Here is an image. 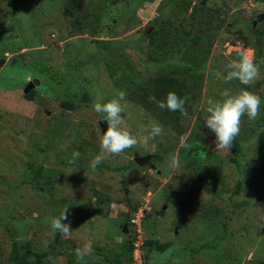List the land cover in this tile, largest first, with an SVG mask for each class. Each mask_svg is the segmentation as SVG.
<instances>
[{
	"label": "rangeland",
	"instance_id": "rangeland-1",
	"mask_svg": "<svg viewBox=\"0 0 264 264\" xmlns=\"http://www.w3.org/2000/svg\"><path fill=\"white\" fill-rule=\"evenodd\" d=\"M27 12L34 20L25 34ZM261 13L264 0H0V264H141L134 258L139 237L150 264H264V37L258 49L241 39L264 32ZM154 31L155 41L147 36ZM240 51L260 66L253 85L222 79ZM195 56L200 78L187 116L149 98L144 105L140 85L155 96L163 76L177 78L182 95L179 65ZM30 82L32 100L24 96ZM225 88L261 98L258 118H242L236 163L231 150L215 149L204 122L207 99H221ZM118 91L126 93L122 116L132 135L147 136L152 123L164 133L93 171L104 134L93 105ZM136 154L157 160L141 166ZM172 155L180 163L174 171ZM66 207L70 238L50 226ZM140 209L138 227L131 218ZM154 238L171 247L151 248ZM85 243L93 251L78 261L75 249Z\"/></svg>",
	"mask_w": 264,
	"mask_h": 264
},
{
	"label": "clouds",
	"instance_id": "clouds-1",
	"mask_svg": "<svg viewBox=\"0 0 264 264\" xmlns=\"http://www.w3.org/2000/svg\"><path fill=\"white\" fill-rule=\"evenodd\" d=\"M238 57V59H232L225 65L226 75L222 77L224 82L229 83L238 80L243 85H253L260 80V66L255 62L254 57L249 55L247 51H240ZM260 63L264 64V61ZM220 96L221 99H207L206 112L208 115L204 122L207 128L215 134V149L230 151L233 142L240 133L242 118L246 115L249 120H255L260 115L261 98L248 90L241 89L239 92L233 93L229 88H225ZM125 98L126 93L124 91H118L113 98L104 102H101L98 95V99L93 105L95 112L103 114L104 120L107 122V128L100 137L101 153L95 156L90 163L93 171L108 156L119 155L129 148L145 146L147 140L155 139L156 136L164 133L163 125L152 123L150 129L147 127L143 129L144 132H148L147 136L132 135L125 126L122 116L127 107L124 103ZM149 99L156 102L161 109L179 111L183 116H187V109L185 108L187 97L181 98L175 92H169L166 100L156 101L155 96ZM181 147L190 150L193 145L187 143L186 137H182ZM79 156L78 151L73 153L74 159L79 158ZM168 167L173 171L180 167L177 156L169 157ZM72 172L69 171L68 174ZM69 214V207H66L59 217L51 219L50 226L53 233H59L65 238L71 237L72 227ZM92 251V246L85 243L82 247L75 249V256L78 261H84Z\"/></svg>",
	"mask_w": 264,
	"mask_h": 264
},
{
	"label": "trees",
	"instance_id": "trees-1",
	"mask_svg": "<svg viewBox=\"0 0 264 264\" xmlns=\"http://www.w3.org/2000/svg\"><path fill=\"white\" fill-rule=\"evenodd\" d=\"M27 13H29V15L26 18H24V20L22 21L25 34H27L28 30H30L31 23L34 20V17L32 15V13H30V12H27ZM202 20H203V18H202ZM252 33L253 34L251 36H244L243 35L241 39L244 40L245 45L251 46L252 48H255V49H258V46L256 45V43L260 42V40L264 37V32L260 28H256V29H254V32H252ZM155 34H156V31H154L151 35L148 34L147 36L151 37V39L153 40L154 39L153 37H154ZM112 36L116 37V34H113ZM25 37H26V35H25ZM153 41H155V39ZM27 42H28V44H27L28 47H32L35 44L33 41H30L28 39H27ZM101 43L104 44V46H105L104 48L108 50L109 49V44L111 42L110 41L106 42L104 40ZM183 46H186V42L183 43ZM182 50L183 49H181L179 52H181ZM196 59L197 58L195 56V58L191 62H189V63L185 62V63L179 65V66H182L181 72H183V74L185 76L183 78V81L180 83L181 84L180 85V90H178V94H179V91L182 93V95L179 94L180 97H182V98L183 97L192 98V96H191L192 95V92H191L192 86L195 85L199 81L197 79L200 78L199 77L200 68H198V63H197ZM170 65H171L170 69L172 71H174V72L176 71V73L179 71L178 69H174L173 68L174 63L173 64L171 63ZM109 66L111 67V70H113L112 73H111L112 74L111 76L114 78V80L118 81V79H119L118 70L117 69L115 70L111 65H109ZM122 71L125 72V71H127V69L123 68ZM159 81H160V85H159L160 89H158V91L156 92V95H155L156 101L166 100L167 94L169 92H175L174 86L176 84V81H178V79L177 78H169V77L167 79H165L164 76H163V77H161V80H159ZM137 85L139 86V84H137ZM140 87H141V88H139L140 91L143 92V94L141 95L142 96L141 100L144 101V105L145 106H148V103L146 102V100H147V98L151 97L150 94H149V91H148L146 85L142 84V85H140ZM24 96L27 99L32 100L35 97V91L34 90H30L29 92L25 93ZM61 104H62V106L64 108L69 109V110L73 109L74 106H75L74 102L72 100H62ZM153 104H157V103L153 102ZM180 117H181V115H178V118H180ZM230 150L234 154V156L230 159V162L236 163L237 162L236 157L238 155H241V153H242L241 141H240L238 136L236 137L235 141L233 142V145H232ZM104 166L108 167L107 165H104ZM116 169H120V168H116ZM148 243L151 246V248H154V249H156L157 251H160V252H164L168 248L171 247L170 243H161L156 238L149 240ZM45 256H46V253L38 254V257H39L40 260H42V258H44ZM144 258H145V260H144L143 264H150L147 261L148 259H150V257L145 255L143 257V259ZM70 261H72V259H70ZM150 262H151V260H150Z\"/></svg>",
	"mask_w": 264,
	"mask_h": 264
},
{
	"label": "water",
	"instance_id": "water-1",
	"mask_svg": "<svg viewBox=\"0 0 264 264\" xmlns=\"http://www.w3.org/2000/svg\"><path fill=\"white\" fill-rule=\"evenodd\" d=\"M259 20H263L264 19V13L259 14ZM5 64V60L0 59V68ZM39 81L37 79H35V83H38ZM35 86V84L33 82H30L27 87L25 88V93L29 92L30 90H32V88ZM101 126L103 128V130L105 131L107 128L106 125V121L102 120L101 122ZM157 160L155 155H146V156H140L139 154L135 155L134 161L143 166L146 164H151L152 166H154L155 161ZM124 231H127V227L125 226Z\"/></svg>",
	"mask_w": 264,
	"mask_h": 264
},
{
	"label": "built area",
	"instance_id": "built-area-1",
	"mask_svg": "<svg viewBox=\"0 0 264 264\" xmlns=\"http://www.w3.org/2000/svg\"><path fill=\"white\" fill-rule=\"evenodd\" d=\"M143 217H144L143 211L142 209H140L139 211H137L134 218L131 219V222L137 225L138 227H140ZM135 244H136L135 245L136 248L134 250V258L135 260H138L142 264L144 261H143L141 248L142 245L144 244V241L142 240L141 237H139Z\"/></svg>",
	"mask_w": 264,
	"mask_h": 264
}]
</instances>
